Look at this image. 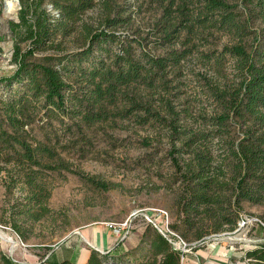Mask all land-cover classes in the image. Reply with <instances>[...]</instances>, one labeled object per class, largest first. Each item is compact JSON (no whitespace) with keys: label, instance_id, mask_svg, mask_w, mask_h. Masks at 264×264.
Segmentation results:
<instances>
[{"label":"trees","instance_id":"1","mask_svg":"<svg viewBox=\"0 0 264 264\" xmlns=\"http://www.w3.org/2000/svg\"><path fill=\"white\" fill-rule=\"evenodd\" d=\"M149 1L161 12L148 34L152 49L128 33L130 8L112 0H18V18L9 22L14 71L0 77V157L18 170L13 183L31 193L19 215L40 221L49 212L44 171L114 189L73 170L51 143L88 141L96 127L118 121L167 139L176 187L169 229L186 242L235 231L244 202L264 205V0ZM97 8L95 27L83 17ZM223 37L221 50L211 48ZM197 58L204 70H191L201 87L196 100L207 108L195 113L180 95L186 64ZM37 118L51 130L36 134L29 127ZM140 238L129 250L123 242L93 250L86 264H182L154 224ZM52 257L47 263L56 264ZM247 258L264 264V244ZM0 264L24 263L0 250Z\"/></svg>","mask_w":264,"mask_h":264},{"label":"rangeland","instance_id":"2","mask_svg":"<svg viewBox=\"0 0 264 264\" xmlns=\"http://www.w3.org/2000/svg\"><path fill=\"white\" fill-rule=\"evenodd\" d=\"M112 2L117 7L130 8L128 14L132 15L134 25L128 33L134 37L146 38V44L152 49L155 38L148 34L155 20L161 15L160 11L154 9L156 5L149 0ZM0 7L1 77L14 71L12 63L14 44L10 37L9 22L17 20L19 2L0 0ZM100 14L97 8L88 12L83 19L98 27ZM211 41L213 42L211 48L221 50L227 38ZM77 44L74 39L69 43L74 46ZM191 70L196 73L203 71V63L197 58L186 64L185 85L181 89L180 101L185 103L183 108L189 107L197 113L201 106L207 107L204 100L202 104L196 100L199 99L201 87ZM227 71L231 72L226 68ZM1 106L0 103V108ZM54 127L59 131L62 129L57 124ZM29 128H33L36 134L51 130L46 126V120L42 122L39 118ZM51 146L56 148L73 170L110 183L114 189L97 190L75 174L41 172L40 177L47 188L45 191L47 198L44 196L42 200L49 212L42 216L40 221H33L18 214L28 204L31 194L29 189L21 183H13L18 170L6 164L0 157V233L10 239L5 242L0 236V250L13 260L24 264H28L33 257L43 260L52 249L79 241L80 234L91 227L113 230L129 222V235L138 236L150 220L164 226V212L170 218H174L176 187L171 185L173 169L172 161L168 158L169 145L167 139L156 137L149 128L118 121L117 124L109 123L96 127L94 133L89 135L88 141L79 138L69 144L67 141L61 140L58 143L54 140ZM66 147L68 148L65 149ZM241 215L257 218L264 223V205L244 202ZM256 224L244 232L248 241L236 244L238 248L254 249L259 245L256 238L264 239V227L256 228ZM237 229L210 236L207 241L216 242L219 239L233 241L232 238L239 234L236 233ZM251 240L256 243L253 244ZM14 246L16 248L13 252ZM86 259L78 263L86 264L89 254ZM108 264L115 263L110 261Z\"/></svg>","mask_w":264,"mask_h":264},{"label":"crops","instance_id":"3","mask_svg":"<svg viewBox=\"0 0 264 264\" xmlns=\"http://www.w3.org/2000/svg\"><path fill=\"white\" fill-rule=\"evenodd\" d=\"M260 226L263 227L259 224L255 227L258 228ZM142 233L143 232H140L138 236L129 235L126 238L121 239L112 229L105 227H91L80 234L79 241L77 240V242L66 243L63 247L60 245L52 249L43 260H40L38 257H33L29 260L28 264H46L47 260L52 255V260L56 264L64 259H69L78 263L83 259H86L88 254L90 258L93 250L100 253H107L116 248L120 242H123L125 249L129 250L138 246ZM239 234L245 235L243 232ZM256 240L259 244L264 242V239L261 240L256 238ZM210 241L191 248L184 255L182 264H254V262L247 258V252L250 250L248 248H238L236 246V244L243 242L234 240L226 242L222 241V239H219L216 242ZM252 243L255 244L256 242L253 240ZM254 247L255 246H251V248ZM62 248L65 249V252H62Z\"/></svg>","mask_w":264,"mask_h":264},{"label":"built area","instance_id":"4","mask_svg":"<svg viewBox=\"0 0 264 264\" xmlns=\"http://www.w3.org/2000/svg\"><path fill=\"white\" fill-rule=\"evenodd\" d=\"M164 226H161L160 224H157L155 221L150 220L149 222L154 224L157 229L164 234L169 242L171 243L172 247L176 249L177 251H180L182 253V259H184V255L193 247L197 246L196 244H190L186 242L182 237H180L177 233L171 231L169 229V222H170V217L169 215L164 212ZM257 223L256 225H262L264 227V223L260 221L257 218L253 217H248V216H242L239 227L236 231V233L244 232L250 227L254 226V224ZM115 233L117 234L118 237L121 239L126 238L129 233H130V224L129 222H126L125 224L120 225L119 227H116L113 229Z\"/></svg>","mask_w":264,"mask_h":264},{"label":"bare ground","instance_id":"5","mask_svg":"<svg viewBox=\"0 0 264 264\" xmlns=\"http://www.w3.org/2000/svg\"><path fill=\"white\" fill-rule=\"evenodd\" d=\"M11 8V7H10ZM244 233V232H243ZM0 236L2 237V239L5 241V242H7L8 240H10L9 238H8V236H6V235H4V234H2V233H0ZM232 240H234V241H241V242H246V241H248L247 240V237L245 236V235H243V234H238V235H235L233 238H232ZM15 246L13 247V252H14V250H15Z\"/></svg>","mask_w":264,"mask_h":264}]
</instances>
